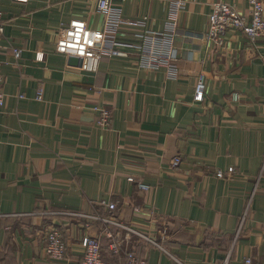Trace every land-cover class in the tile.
Wrapping results in <instances>:
<instances>
[{
  "label": "crops",
  "instance_id": "1",
  "mask_svg": "<svg viewBox=\"0 0 264 264\" xmlns=\"http://www.w3.org/2000/svg\"><path fill=\"white\" fill-rule=\"evenodd\" d=\"M100 1L0 0V264H81L86 235L124 264L106 224L76 215L108 216L110 201L116 220L147 237L131 240L147 264H264V36L253 46L231 32L220 51L206 41L215 3L248 15V0L114 1L125 22L106 45L119 55L103 56L91 73L69 65L57 45L75 18L103 28ZM175 1L183 5L173 77L141 67L136 49L140 34L166 28ZM201 73L206 94L197 102ZM95 107L112 111L109 126L97 123ZM50 227L67 245L59 260L45 249Z\"/></svg>",
  "mask_w": 264,
  "mask_h": 264
},
{
  "label": "built area",
  "instance_id": "2",
  "mask_svg": "<svg viewBox=\"0 0 264 264\" xmlns=\"http://www.w3.org/2000/svg\"><path fill=\"white\" fill-rule=\"evenodd\" d=\"M117 0H101L98 4V10L104 15V26L101 29L90 28L86 21L81 18H75L70 21L68 27L57 45V51L66 56H77L82 58V70L86 72H96L103 56L119 55V51L106 45V41H112L116 37L121 24L125 22L121 10L114 7L113 2ZM124 2L126 0H119ZM182 2L175 1L166 28L163 31L146 30L140 34L138 39V48L136 51L138 64L146 69H157L167 67L169 74L175 76L176 51L174 48V38L177 34V13L182 6ZM248 15L241 12L234 5L227 2H217L209 15V28L206 33V41L216 50L225 48L228 35L231 32H240L247 37L249 43L253 46L264 36V0H248ZM4 14L0 10V48L5 34ZM16 58H20L21 50L14 48ZM43 90L37 92V100L43 97ZM206 94L205 75L201 73L198 77L194 99L202 102ZM5 92L2 86L0 76V107L4 105ZM20 98L24 97L22 94ZM234 100H238L239 95H232ZM99 112L98 124L109 126L113 114L108 108H94ZM181 162L180 156L173 158V166H178ZM233 173L234 168H229ZM218 177H224L222 171L216 173ZM129 181L135 183L141 190H148L150 186L143 181L130 177ZM106 203V202H103ZM108 216L100 214L88 215L76 213L77 216L95 221H102L106 224L104 228L105 236L109 239V247L113 254L124 258V264H147L146 260L139 258L135 248L131 246V240L134 235L147 238L137 228L115 219L117 204L115 202L106 203ZM246 218V213L244 215ZM114 225L117 230L113 231L108 225ZM89 226V224L87 225ZM46 252L50 258L59 260L63 258L66 252V242L63 232L57 227H50L44 236ZM155 243V242H154ZM158 245L157 243H155ZM84 252L81 264H113L103 256V247L100 238L97 236L86 235L81 240ZM247 264H251L250 258L246 259Z\"/></svg>",
  "mask_w": 264,
  "mask_h": 264
},
{
  "label": "water",
  "instance_id": "3",
  "mask_svg": "<svg viewBox=\"0 0 264 264\" xmlns=\"http://www.w3.org/2000/svg\"><path fill=\"white\" fill-rule=\"evenodd\" d=\"M82 58L80 57H77V56H69L68 57V63L69 65H72V66H78V67H81L82 66Z\"/></svg>",
  "mask_w": 264,
  "mask_h": 264
}]
</instances>
